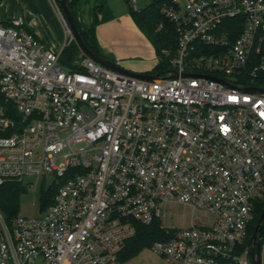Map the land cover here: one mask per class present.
<instances>
[{
	"label": "built area",
	"instance_id": "built-area-1",
	"mask_svg": "<svg viewBox=\"0 0 264 264\" xmlns=\"http://www.w3.org/2000/svg\"><path fill=\"white\" fill-rule=\"evenodd\" d=\"M154 1L176 25V78L84 54L71 70L22 17L0 23V92L19 115L0 107V185L54 175L38 217L8 226L0 212V264H124L136 226L168 204L211 222L154 243L168 264H253L257 240L264 264V237H249L264 198V93L243 90L264 89V0Z\"/></svg>",
	"mask_w": 264,
	"mask_h": 264
},
{
	"label": "crops",
	"instance_id": "crops-1",
	"mask_svg": "<svg viewBox=\"0 0 264 264\" xmlns=\"http://www.w3.org/2000/svg\"><path fill=\"white\" fill-rule=\"evenodd\" d=\"M68 1L75 2L74 12L83 30H89L97 21L95 42L103 57L130 72L152 74L158 57L130 14V8L134 9L136 4L133 0ZM59 9L55 0H0V23L22 17L43 44L53 51H61L71 37L65 31Z\"/></svg>",
	"mask_w": 264,
	"mask_h": 264
},
{
	"label": "trees",
	"instance_id": "trees-1",
	"mask_svg": "<svg viewBox=\"0 0 264 264\" xmlns=\"http://www.w3.org/2000/svg\"><path fill=\"white\" fill-rule=\"evenodd\" d=\"M67 3L74 15L78 31L83 42L91 51L102 56L97 48L94 36L97 21H94L93 26L89 30H83L74 12L75 2L67 0ZM130 14L139 29L145 34L155 48L158 57V64L152 74H166L168 71L172 70L171 62L175 58L177 51L176 25L174 22L161 15L160 3L154 1L138 11L130 8ZM1 24L8 26L9 21ZM161 24L163 25V28L160 29L159 27ZM166 50L169 54L164 53ZM80 54L81 51L78 44L75 40H71L63 48L59 62L62 66L75 70L77 69L76 62L81 59ZM255 85L264 86V84L260 81L256 82ZM0 107L4 108L7 115L10 117L16 120L19 119V115L14 106L12 103L6 101L1 92ZM24 191L25 187L20 182H6L3 185H0V212L8 226H11L13 220L19 215V199ZM53 195L54 189L42 192V212L45 211L51 204ZM263 209L264 198L259 201L255 209V219L249 230L250 241L253 240V233ZM174 232L175 229L163 228L160 220L155 221L150 226L138 224L136 226V234L126 243V246L121 254V260L123 263L129 261L138 255L143 249L151 248L157 241L168 239L174 234ZM260 237H264V221L257 234V238Z\"/></svg>",
	"mask_w": 264,
	"mask_h": 264
},
{
	"label": "rangeland",
	"instance_id": "rangeland-1",
	"mask_svg": "<svg viewBox=\"0 0 264 264\" xmlns=\"http://www.w3.org/2000/svg\"><path fill=\"white\" fill-rule=\"evenodd\" d=\"M152 0H137L136 6L143 9L145 5ZM55 4L60 8L58 2ZM60 10V9H59ZM63 15L62 11L60 10ZM64 16V15H63ZM54 175L46 178L41 177L37 180L34 177L24 179L22 185L25 191L19 199V215L24 217H38L41 213V194L53 188ZM31 183H37L36 187H32ZM202 211H193L189 206L182 204H168L165 206V212L161 217V223L167 229H182L191 227L192 224L201 226L209 225L210 220L204 218ZM124 264H168L164 258L154 253L150 248L143 249L138 255L125 262Z\"/></svg>",
	"mask_w": 264,
	"mask_h": 264
},
{
	"label": "water",
	"instance_id": "water-1",
	"mask_svg": "<svg viewBox=\"0 0 264 264\" xmlns=\"http://www.w3.org/2000/svg\"><path fill=\"white\" fill-rule=\"evenodd\" d=\"M62 10V13L64 15V18L65 20L67 21L68 25H69V28L71 30V33H72V40H75L76 43L78 44L79 46V49L80 51L82 52V54L86 55L87 57L95 60L97 63L107 67V68H110L116 72H119V73H122V74H126V75H129V76H132V77H137V78H140V79H145V80H156L160 77L161 74H136V73H133V72H130L128 70H125L123 69L122 67H120L118 64H116L115 62L103 57V56H100L99 54L91 51L87 46L86 44L83 42L81 36H80V33L78 31V28H77V24H76V21H75V18H74V15L71 11V9L69 8L68 6V3H67V0H56ZM166 74L169 75L170 78H176L178 76L177 72L175 71H168ZM187 76H190L189 74H183V77H187ZM196 76H200V75H196ZM210 79H213V80H216V81H219V82H222L224 83L226 86H229V87H235L233 86L232 84L222 80V79H219V78H216V77H213V76H206ZM243 90L247 91V92H250V93H264V89L263 88H259V87H246V88H243ZM264 221V209L262 211V214L259 218V221H258V224L256 225L255 227V231L253 233V239L256 240L257 239V234H258V231L260 230L261 228V225ZM260 247H261V243L259 240L256 241V253H255V249L254 247H251V250H250V253H251V256H252V261H253V264H260Z\"/></svg>",
	"mask_w": 264,
	"mask_h": 264
}]
</instances>
